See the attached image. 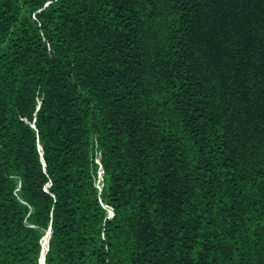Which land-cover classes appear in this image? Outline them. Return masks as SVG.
I'll return each mask as SVG.
<instances>
[{"label":"trees","instance_id":"1","mask_svg":"<svg viewBox=\"0 0 264 264\" xmlns=\"http://www.w3.org/2000/svg\"><path fill=\"white\" fill-rule=\"evenodd\" d=\"M48 229L45 264H264V0H0V264Z\"/></svg>","mask_w":264,"mask_h":264},{"label":"rangeland","instance_id":"2","mask_svg":"<svg viewBox=\"0 0 264 264\" xmlns=\"http://www.w3.org/2000/svg\"><path fill=\"white\" fill-rule=\"evenodd\" d=\"M101 175H102V170H100V172H99V178H98V180L96 181V185L97 186H100L101 187V185H102V177H101ZM105 208H106V212H107V216L109 217V216H111L112 215V209L109 207V206H107V205H105L104 206Z\"/></svg>","mask_w":264,"mask_h":264},{"label":"water","instance_id":"3","mask_svg":"<svg viewBox=\"0 0 264 264\" xmlns=\"http://www.w3.org/2000/svg\"><path fill=\"white\" fill-rule=\"evenodd\" d=\"M111 216H112V215H111ZM46 233L48 234V238H47V243H46V247H45V252L47 251V248H48V239H49V237H50V233H51L50 229H48V230L46 231ZM43 254H45V253H43L42 250H41V254H40V258H39V262H40V264H45V263H44V255H43Z\"/></svg>","mask_w":264,"mask_h":264},{"label":"bare ground","instance_id":"4","mask_svg":"<svg viewBox=\"0 0 264 264\" xmlns=\"http://www.w3.org/2000/svg\"><path fill=\"white\" fill-rule=\"evenodd\" d=\"M47 236H48V234L45 232L44 233V239H45V241H44V245H42V252L43 253H45V247H46V243H47ZM44 255V254H43Z\"/></svg>","mask_w":264,"mask_h":264},{"label":"built area","instance_id":"5","mask_svg":"<svg viewBox=\"0 0 264 264\" xmlns=\"http://www.w3.org/2000/svg\"><path fill=\"white\" fill-rule=\"evenodd\" d=\"M97 186V185H96ZM98 187V189H100L101 187L100 186H97Z\"/></svg>","mask_w":264,"mask_h":264}]
</instances>
